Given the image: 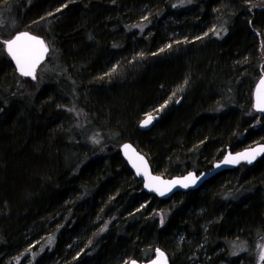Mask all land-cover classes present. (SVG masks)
<instances>
[{
  "label": "trees",
  "instance_id": "1",
  "mask_svg": "<svg viewBox=\"0 0 264 264\" xmlns=\"http://www.w3.org/2000/svg\"><path fill=\"white\" fill-rule=\"evenodd\" d=\"M20 31L51 46L36 82L3 48ZM262 75L264 0H0V264H254L264 157L160 199L119 150L171 177L264 142Z\"/></svg>",
  "mask_w": 264,
  "mask_h": 264
},
{
  "label": "water",
  "instance_id": "2",
  "mask_svg": "<svg viewBox=\"0 0 264 264\" xmlns=\"http://www.w3.org/2000/svg\"><path fill=\"white\" fill-rule=\"evenodd\" d=\"M21 33H28V34H30L32 36L38 37L41 40H44L43 37L35 35V34L29 32V31L17 32L15 35H13L9 39H13V38H15L16 35H19ZM45 43H46V41H45ZM47 46H48V44H47ZM48 49H49L48 53L43 56V58L40 60V62L36 66L35 74H34L35 76H36L37 70L46 62V60H47V58L49 56V53H50L49 46H48ZM5 51H6L7 55L10 57V59L12 60V62L15 64V67H16L18 73L21 76H24V75H22L20 73L19 69L17 68V65H16L15 61L9 55L6 47H5ZM24 77H32V76H24ZM262 79H264V75H262L260 77V79L257 81V83L255 85V88H254L253 108H254L255 111L264 114V112L259 111L258 108H257L258 88L264 87V86H261V84H260V81ZM153 123H154V121L152 120L151 123H149L146 126H141V128L142 129H149L152 126ZM125 145L130 146V148L127 150V154H126V150H125V147H124ZM261 147H264V142H258L256 144H254V145H252V146H250L248 148H245L243 150H240V151L227 150V152L224 154V156L220 160L214 162L212 167H211V169L208 170V171H203V172H200V173H198L196 171H188V172H186V173H184L182 175H174V176H171V177H164L162 175L155 174L153 172L152 168H151V165L149 163L148 158L143 153H141L131 142H126V143L122 144L120 146V150L119 151H120L121 156L125 160V162L128 164L130 170L133 172L134 176L139 178V179H142L143 189L145 190L146 193L151 194V195L153 194V195L157 196L160 199H168L176 192H187V191H190V190H196V189L200 188L207 180H209L214 175H216V174H218V173H220V172H222L224 170H231V169L238 168L241 164H247L248 166L254 165L258 160H260L262 157H264V151H258V154L255 156L254 159L251 160V163H249L248 160H246V159H240L238 163H229V164H225V163H223V161H224L225 157H227V156H230V155L231 156H237V154H240V153L249 152V151H252V150H259ZM133 154L142 156L144 158V161L146 162V166H147V173L149 175H145L143 169L141 170L140 174H137V169H136V167L133 166V160L129 159V156H132ZM137 163H139V161H137ZM217 165H219V167H217ZM190 173L198 178L195 183H190L188 187H183L181 184L169 185L168 182L182 180L184 177L188 176ZM149 176H151V177H159V180L162 181L163 183L152 182V187L151 188L150 187H146V184H148L150 182L149 181ZM157 187L160 188V190L164 192L163 195H161L159 191L154 190ZM157 249H159L160 252L164 253V257H160L158 255ZM157 249H156L154 258L152 260H150L148 262H143V263L134 260L135 264H153L154 261L158 262V264H170V259H169L168 255H167V253L161 248H157ZM132 262L133 261H131L129 264H132Z\"/></svg>",
  "mask_w": 264,
  "mask_h": 264
},
{
  "label": "snow or ice",
  "instance_id": "3",
  "mask_svg": "<svg viewBox=\"0 0 264 264\" xmlns=\"http://www.w3.org/2000/svg\"><path fill=\"white\" fill-rule=\"evenodd\" d=\"M57 11H59V9ZM3 44L6 47L9 55L15 61L20 73L24 76H32L33 78H35L34 74L36 66L43 58V56L49 51L45 41L28 33H21L19 35H16L13 39L4 41ZM260 84L261 86H264V79L260 81ZM257 108L259 111L264 112V87L258 88ZM152 119L153 117L149 115L142 122L141 126L148 125L149 123H151ZM124 147L127 154V150L130 148V146L125 145ZM258 151H264V147H261L259 150H252L249 152L240 153L237 154V156H227L225 157L223 163H238L240 159H246L249 163H251V160L254 159L255 156L258 154ZM129 159L133 160V166L136 167L137 174H140L141 170L143 169L144 174L149 175L147 173L146 162L144 161V158L142 156L133 154L132 156H129ZM137 161H139V163H137ZM217 167H219V165H217ZM197 179V177L190 173L182 180L171 181L168 183L169 185L181 184L183 187H188L190 183H195ZM149 181L150 182L146 184V187L150 188L152 187V182L163 183L159 180V177L149 176ZM154 190L159 191L161 195L164 194V192L161 191L158 187ZM157 253L160 257H164V253L160 252L159 249H157ZM261 259H264V250H262ZM132 264H135V261H133ZM153 264H158V262L154 261Z\"/></svg>",
  "mask_w": 264,
  "mask_h": 264
},
{
  "label": "rangeland",
  "instance_id": "4",
  "mask_svg": "<svg viewBox=\"0 0 264 264\" xmlns=\"http://www.w3.org/2000/svg\"><path fill=\"white\" fill-rule=\"evenodd\" d=\"M258 4H260V3H263V1H260V2H257ZM214 29L213 28H209V32L208 33H206V35H208L209 33H211L212 31H213ZM7 40V39H6ZM6 40H3V42L4 41H6ZM2 42V43H3ZM3 48H4V50H5V46H4V44H3ZM21 76V75H20ZM24 78H26V77H24ZM33 82H36L37 80H38V75H36V77L35 78H33V79H31ZM168 101H169V99H168ZM161 110H163V106L162 107H159V108H156V107H154V108H152V109H150V111H148L144 116H143V118H142V120H141V122L139 121V125H141V123L149 116V115H151L152 117H153V121L155 122V120H157V114L158 113H156L157 111H159V112H161ZM133 144V143H132ZM134 145V144H133ZM135 146V145H134ZM136 147V146H135ZM145 156H146V154L145 153H143ZM191 171H193V170H191ZM171 203L172 202H169L168 204H167V206L169 207L170 205H171ZM153 213H157V214H159V215H161L162 214V212L159 210V208H156L155 206H154V209H153ZM183 237V235H179V238L181 239ZM247 242H249V241H247ZM247 242H245V241H241V242H239L238 243V245H236V244H232V252L234 253V255H236V253L238 252V251H244V252H246L245 250H249V248H250V246H249V244H247ZM208 243L207 242H205V241H201V242H199L196 246H195V250L197 251V252H201L202 254H203V256H202V258L204 259V260H207V261H211V255H210V252H209V250H210V248L208 247V245H207ZM167 254L169 253V250L170 249H163ZM221 250H223V249H221ZM262 250H264V240L263 241H261V242H259L258 244H256V246L254 247V249L253 250H251L250 251V253H252L253 252V254H252V256L254 257V258H252V259H249V261L250 262H254V264H264V259H261V253H262ZM169 255V254H168ZM216 255V253L214 254V255H212V256H215ZM217 256V255H216ZM242 257L243 256H245V254H242L241 255ZM251 256V255H250ZM249 257V256H248ZM250 258V257H249ZM248 262H247V260H245V259H241V262H240V264H247ZM198 264H201V263H198ZM220 264H229L228 262H226V261H223V262H221Z\"/></svg>",
  "mask_w": 264,
  "mask_h": 264
},
{
  "label": "flooded vegetation",
  "instance_id": "5",
  "mask_svg": "<svg viewBox=\"0 0 264 264\" xmlns=\"http://www.w3.org/2000/svg\"><path fill=\"white\" fill-rule=\"evenodd\" d=\"M16 34V33H15ZM14 34V35H15ZM8 40V39H7ZM5 53H6V51H5ZM7 54V53H6ZM9 57V56H8ZM10 58V57H9ZM11 60V59H10ZM11 62H12V60H11ZM13 63V62H12ZM13 65L15 66V64L13 63ZM16 68V67H15ZM17 70V69H16ZM38 71V70H37ZM37 73V72H36ZM24 77V76H23ZM36 77V76H35ZM27 78H30V79H33L32 77H27Z\"/></svg>",
  "mask_w": 264,
  "mask_h": 264
},
{
  "label": "bare ground",
  "instance_id": "6",
  "mask_svg": "<svg viewBox=\"0 0 264 264\" xmlns=\"http://www.w3.org/2000/svg\"><path fill=\"white\" fill-rule=\"evenodd\" d=\"M50 47H51V46H50ZM50 47H49V48H50ZM53 47H54V46H53ZM53 47H52V48H53ZM52 48H51V49H52ZM50 51H51V50H50ZM194 253H195V252H194ZM190 256H191V255H190ZM201 261H202V260H201ZM201 264H202V263H201Z\"/></svg>",
  "mask_w": 264,
  "mask_h": 264
}]
</instances>
